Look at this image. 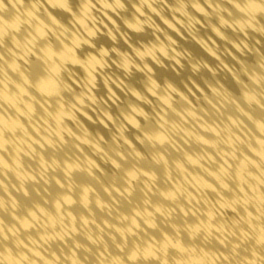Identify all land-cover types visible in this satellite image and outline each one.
<instances>
[{"label": "clouds", "instance_id": "clouds-1", "mask_svg": "<svg viewBox=\"0 0 264 264\" xmlns=\"http://www.w3.org/2000/svg\"><path fill=\"white\" fill-rule=\"evenodd\" d=\"M0 264H264V0H0Z\"/></svg>", "mask_w": 264, "mask_h": 264}]
</instances>
